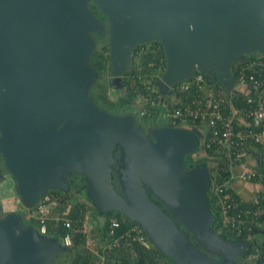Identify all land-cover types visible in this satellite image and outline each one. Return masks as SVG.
<instances>
[{"label":"water","instance_id":"1","mask_svg":"<svg viewBox=\"0 0 264 264\" xmlns=\"http://www.w3.org/2000/svg\"><path fill=\"white\" fill-rule=\"evenodd\" d=\"M103 31L119 87L135 46L159 40L167 58L156 81L161 92L199 72L230 88L233 62L264 52V0H0V153L22 202L69 190L67 175L78 172L100 212L138 221L174 264H245L237 256L251 241L213 226L208 164L186 161L203 128L146 130L133 113L111 112L91 95L99 74L91 60L95 32ZM261 234L256 228L264 244ZM67 249L21 212L0 217V264H52Z\"/></svg>","mask_w":264,"mask_h":264},{"label":"built area","instance_id":"2","mask_svg":"<svg viewBox=\"0 0 264 264\" xmlns=\"http://www.w3.org/2000/svg\"><path fill=\"white\" fill-rule=\"evenodd\" d=\"M144 48V47H142ZM233 74L235 82L232 87L226 88L222 83H208L202 73L179 82L175 89L194 91L192 97L186 99L179 96L172 97L173 106L165 98L157 102L156 99L146 97L152 105L161 104L167 107L166 115L175 122H190L199 120L205 128L210 129V139L204 137L201 144L205 147L201 154L207 153V146L216 143L224 150L225 157L229 161L230 178L239 177L245 180L264 181V156L258 151L257 144L264 145V52H252L245 58L235 62ZM148 89L155 90L151 84ZM243 92L246 104L239 106L236 103V96ZM174 94V93H173ZM146 110L143 109L141 114ZM205 132V131H204ZM251 154L255 157L256 166L252 169L237 170L239 165L245 162V156ZM259 179H258V178ZM212 186V185H211ZM220 204L223 217V227L230 231L241 234L245 226L251 222L264 225V192L246 205L242 198H235L233 192L229 191V181L217 182L212 187ZM63 195L58 193L55 196L42 197L36 204L34 210L26 211L25 218H36L38 228L41 232H47V220H59L62 214L55 210V203ZM253 206V207H251ZM55 210V211H54ZM126 229L116 234V228L121 222L113 219L109 227L110 238L100 247V263L107 264L105 255L110 250L120 247L124 242H138L150 244V239L144 227L135 220ZM65 224L69 226L70 220ZM61 242L65 245L72 243V236L68 232ZM255 257L264 256V250L253 254ZM116 264H124L118 262Z\"/></svg>","mask_w":264,"mask_h":264},{"label":"trees","instance_id":"3","mask_svg":"<svg viewBox=\"0 0 264 264\" xmlns=\"http://www.w3.org/2000/svg\"><path fill=\"white\" fill-rule=\"evenodd\" d=\"M93 7H96V4L91 3ZM99 9V8H98ZM102 37V36H101ZM144 43H139L135 46L134 52H133V63L131 69H129L126 73L128 76L125 79V85L128 87H131L132 90L138 94L141 95L143 100H145L144 104L141 105L140 108H137V106H133V102L129 101L125 107V113L131 112L135 113L137 120L139 124L145 126V122H147L148 125H152L156 122L161 124H167L159 122V117L162 114V110L167 109L166 106L161 104L152 105L150 101L146 97H150L152 99H156L157 102L162 100L164 97L158 90H150L148 89V84H151L150 81H146V78L151 79L153 77V72L156 70H159L162 66H166L167 58L166 53L163 48L162 43L159 40H152L151 44L147 48H142L141 46ZM147 44V43H145ZM97 57V58H96ZM92 63L98 68L99 73L102 74L105 69L111 68L110 65V56L109 54L104 55L102 52H97L96 49L92 53L91 56ZM139 62V65H136V63ZM235 62L232 64V68L234 69ZM136 65V66H135ZM153 75V76H152ZM136 79V84H132V80ZM148 80V79H147ZM214 84H221L219 81L214 80ZM96 83V82H95ZM102 87L103 85L100 84ZM104 87V86H103ZM136 90V91H135ZM91 94H92V88H91ZM194 91H185V90H179L175 89L174 94L176 96H179V98L186 99L187 97H192ZM99 97L93 94V98L100 103L102 106H104L107 109L116 110V103L109 100L107 97V93L105 91H99L98 93ZM171 97V96H170ZM102 99V101L100 100ZM123 102H126V99H123ZM167 101L171 102L169 103L170 106H173L174 103H172V99L169 97L166 98ZM132 103V104H131ZM236 103L239 106H243L246 104L245 100V94L243 92L239 93V95L236 96ZM130 109V110H129ZM134 111H132V110ZM145 109L146 111L144 114H141V111ZM139 112L143 118L144 123L138 118ZM166 115V112L164 113ZM176 125H195L199 126L201 128H205V126L199 122V120L196 121H190V122H175ZM204 139L209 140L210 135V129L205 128L204 130ZM205 147V144H200L199 147L191 153H188L186 155V161L187 163H196V162H205L208 164L212 174H213V180H212V186L209 191L210 200L213 206V209L216 213V220L213 224V226L217 229L218 232H220L223 235L226 236H236L241 238H247L251 241L252 239L255 241V245L252 244L245 253L251 252V253H257L261 250H264V244L257 240L255 238V229L256 228H262V226L258 225L257 222H251L249 225L247 224L241 234H237L236 232L230 231L227 228L223 227V217L221 214L220 204L218 202V198L214 192V189L212 188L215 183L217 182H223L225 180L229 181V191L233 192V196L235 198H240L238 194L234 192V190L231 188L230 182V171L229 168V161L225 157L224 150L219 147L218 144L212 143L211 146H207V153L201 154L198 156L196 152H200L202 148ZM257 149L260 151V153L264 156V145L257 144ZM216 160L217 163V169H213L211 167L210 161ZM264 167V164L259 166V170ZM216 171V172H215ZM258 178V177H257ZM259 179V178H258ZM73 184V183H72ZM80 182L76 181L73 185H71L69 190H61V189H55L51 188L49 189L45 195L42 197H48L49 199L51 196H55L56 194L60 193L63 196L55 203V210L59 211L62 214V217L59 220L56 219H48L47 220V232L48 233H54L57 234L58 237L63 238V236L66 233H70L72 236V243L68 246V249L58 255H56L53 259L52 264H99L100 263V247L102 244H104L107 239L110 238L109 235V227L110 223L113 219L120 220L121 224L119 227L116 228V234L120 233L124 229H126L131 223L133 222L130 220L125 214H123L120 211L117 210H109L108 212L102 213L100 212L95 204L90 200V198L85 193V186H79ZM60 190V191H59ZM155 199L158 200V198L151 194ZM41 197V198H42ZM164 206V204H162ZM246 205H249L246 202ZM253 207V206H251ZM29 210H34L36 208V205H31L27 207ZM54 210V211H55ZM26 214V213H25ZM97 216L96 218L99 219L96 228L94 230V233L92 234L94 237L97 236V247L100 249L99 251L91 250L86 244L89 241L90 238V230L89 227V219H91L92 216ZM264 216H261L260 219H263ZM70 220L71 224L67 226L65 224L66 220ZM25 221L31 222L38 226V220L36 218L27 219L25 218ZM96 231V232H95ZM188 234L190 232L187 230ZM92 238V236H91ZM63 256V259L60 260L59 263H56L58 257ZM107 264H116L118 262H123L124 264H174L170 257L164 255L159 251V249L150 241V244H141L135 241L123 243L120 247L114 248L110 250L106 255ZM248 260V264H264V256H257L253 257Z\"/></svg>","mask_w":264,"mask_h":264},{"label":"rangeland","instance_id":"4","mask_svg":"<svg viewBox=\"0 0 264 264\" xmlns=\"http://www.w3.org/2000/svg\"><path fill=\"white\" fill-rule=\"evenodd\" d=\"M103 33H104V31L102 33H100V35H102ZM97 39H98V43H97V46L95 47L96 51L97 52H102L104 55L109 54V41H108V36L107 35H104V36L102 35L101 38H97ZM139 64H140L139 62L136 63V65H139ZM165 67L166 66H162L159 70L154 71L153 72V75L154 76L152 75L153 77H151V79L146 78V81H150L151 80V85L152 86H155V84H154L155 79H158L161 76L162 72L165 70ZM111 75H112L111 74V68L105 69L102 74L99 73L98 76H97V78H96V80L94 81V83L90 87V91H91V88H92V94L91 95L93 96V94H94L97 97H99L98 96L99 95L98 94L99 91H101V92L102 91H105L107 93V96H108L107 98L109 100H111V101H113V102L116 103V110H111V109H107V108L106 109L109 110V111H111V112H114V113L124 114L125 113V110H126V107L125 106L128 103H130V102H128V100L131 101V102H133V104L131 103L133 106L136 105L137 108H140L141 105H143L144 102H145V100H143L144 97H142L141 95L139 96L138 94H136L132 90V88L131 87H128L127 85H124L122 87H119L118 85H115V83H113V80L111 79ZM110 80H112V82H110ZM132 81H133L132 84H136V79L135 78ZM100 84H102L104 87L103 86L101 87ZM168 97L169 96H166V98H168ZM99 98H101V97H99ZM122 98L123 99H126L127 101L126 102H123ZM100 100L102 101V99H100ZM102 107H104V106H102ZM166 111H167V109L162 110V112H161L162 114H160L161 116L159 117V119L161 118L159 120V122H162V123H172L173 122L172 119L169 116L164 115V113ZM134 115H136V114L134 113ZM139 115L140 116H138V118H140V120L144 123L145 120H143L140 112H139ZM156 123L159 124V125H161V123H158V122H156ZM144 125H145L144 127L146 128V130L150 126V125L147 124V122H145ZM141 126L143 127V125H141ZM196 154L198 156L201 155V153L199 151L196 152ZM1 156H2V154H1ZM2 158H3V156H2ZM217 163L218 162H216V160L215 161L214 160H211L209 165L211 167H213V169L214 168L217 169V166H216ZM0 166L3 168V165H1V163H0ZM4 167H5V165H4ZM5 170H7L6 167H5ZM7 172H8V170H7ZM0 202L3 204V207H4V210L3 211H0V217L3 216L9 210H15V211L21 212L22 214H25L26 211L29 210L27 208L28 206H26L22 202L21 196H20V194L16 190V181H15V178L9 172L5 174V177L3 179H0ZM96 217L97 216H92L91 219H89V221H88V223H89L88 229L90 230V238L88 239L89 241L86 244L91 250H94V252L97 251V250L98 251L100 250V249H98L99 246L97 247V244H96L97 243V240H98V239H96L97 236L94 237L92 235L94 233V230L96 228V225H97V223L99 221V219L96 218ZM25 223H29V222L28 221H25ZM91 236H92V238H91ZM245 239H247V238H245ZM252 244H254V245L256 244L253 239H252L251 245ZM62 259H63V256L61 255L60 257H58L56 263H59L60 260H62ZM242 261H244L245 263L248 262V260H246L244 258L242 259Z\"/></svg>","mask_w":264,"mask_h":264},{"label":"crops","instance_id":"5","mask_svg":"<svg viewBox=\"0 0 264 264\" xmlns=\"http://www.w3.org/2000/svg\"><path fill=\"white\" fill-rule=\"evenodd\" d=\"M172 97H176V95L172 94L171 98ZM203 130H205V128H203ZM255 166V157L251 154H247L245 156V162L239 165L237 170L252 169ZM230 185L234 192L248 204L252 203L257 195H260L264 192V181L260 180H245L239 177H235L231 179ZM263 229L264 225L261 228L262 232L264 233Z\"/></svg>","mask_w":264,"mask_h":264},{"label":"flooded vegetation","instance_id":"6","mask_svg":"<svg viewBox=\"0 0 264 264\" xmlns=\"http://www.w3.org/2000/svg\"><path fill=\"white\" fill-rule=\"evenodd\" d=\"M94 9H95V11H96V13H97V15L99 16V17H101V19H103L104 21H105V23H106V27H108V22H107V19H106V17L100 12V10L98 9V8H96V7H93ZM95 35H96V37L97 38H101V36L103 35H107V33H106V31H104V33L102 34V35H100L99 33H97V32H95ZM151 42L152 41H149V42H146L147 44H143L141 47H144V48H147V47H149L150 46V44H151ZM152 45V44H151ZM146 46V47H145ZM250 53H248V54H246V55H244L243 56V58H245L246 56H248ZM242 59V58H241ZM127 72V71H126ZM124 73V75H123V80L121 81V83L123 84V86L126 84L125 82V79H126V77L128 76V74L127 73ZM200 73H202V72H200ZM203 74V73H202ZM203 76L207 79V77L205 76V74H203ZM113 78V76L111 75V79ZM212 81H211V83H214L213 81H214V79H211ZM156 81H157V79H155V82H154V84H155V86H153V87H155V89L156 90H158L159 92H160V94H162L163 95V97L166 99V96H169V98L171 99V95L174 93V90H175V87L176 86H178V84H176V86H173V89H172V92L171 93H169V94H167V93H164V92H161L160 90H159V88H158V85L156 84ZM110 82H112V80H110ZM153 83V82H152ZM174 124V123H173ZM152 125H157V123H154V124H152ZM145 128V127H144ZM146 129V128H145ZM0 163H1V165H3V169H4V171H5V174L6 173H8L7 172V170H5V167H4V162H3V158H2V156H1V154H0ZM68 182H69V184H70V187H71V185H73L76 181H78V182H80V184H79V186H83V184H84V186H85V184H86V176L84 175V174H81V173H78V172H69L68 173ZM73 183V184H72ZM62 190V189H61ZM60 191V190H59ZM66 191V190H65ZM170 210V209H169ZM262 234H263V238H264V233L262 232ZM254 253H251V252H248V253H245V252H243L241 255H239V256H237V261H242V259L244 258V259H250V258H253L254 257V255H253ZM243 263H245L244 261H242ZM245 264H248L247 262L245 263Z\"/></svg>","mask_w":264,"mask_h":264}]
</instances>
